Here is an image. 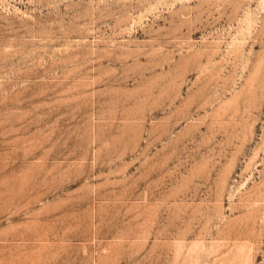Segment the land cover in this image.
I'll use <instances>...</instances> for the list:
<instances>
[{"label": "rangeland", "instance_id": "1", "mask_svg": "<svg viewBox=\"0 0 264 264\" xmlns=\"http://www.w3.org/2000/svg\"><path fill=\"white\" fill-rule=\"evenodd\" d=\"M0 264H264V0H0Z\"/></svg>", "mask_w": 264, "mask_h": 264}]
</instances>
